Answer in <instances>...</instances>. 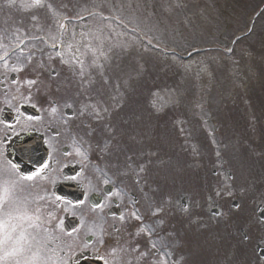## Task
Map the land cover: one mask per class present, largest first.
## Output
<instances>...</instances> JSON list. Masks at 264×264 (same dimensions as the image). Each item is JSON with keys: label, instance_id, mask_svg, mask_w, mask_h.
I'll return each mask as SVG.
<instances>
[{"label": "flooded vegetation", "instance_id": "flooded-vegetation-1", "mask_svg": "<svg viewBox=\"0 0 264 264\" xmlns=\"http://www.w3.org/2000/svg\"><path fill=\"white\" fill-rule=\"evenodd\" d=\"M8 5L0 3V53L12 48L23 28L30 36L53 30L54 20L41 18L38 8L16 19ZM25 53L16 59L34 51ZM61 53L66 59L67 52ZM20 63L0 62V184L11 190L0 215L31 217L9 226L27 229L28 244L45 253L44 264H249L246 206L231 209L230 196L200 194L198 172L188 169L189 163L172 164L188 178L164 173L172 148L163 147V116L152 122L128 115L129 140L103 150L96 143L97 126L89 125L85 114L65 113L79 101L72 99L69 79L22 83ZM47 63L58 69L46 67L44 75L56 79L68 72L66 62ZM61 91L67 93L61 96ZM25 106L38 116L25 115ZM26 137L41 138L47 157L23 176L11 162L10 149ZM80 143V153L73 151V144ZM68 187L79 192L73 199Z\"/></svg>", "mask_w": 264, "mask_h": 264}, {"label": "rangeland", "instance_id": "rangeland-1", "mask_svg": "<svg viewBox=\"0 0 264 264\" xmlns=\"http://www.w3.org/2000/svg\"><path fill=\"white\" fill-rule=\"evenodd\" d=\"M90 1L92 5L87 6L86 4ZM71 4V11L67 14L73 19L79 18L78 15L90 8H98L103 15H106L103 17L101 13L96 14L101 17L93 15L87 20L72 25L71 39H75L73 31L78 32L80 29V36L79 33L76 36L84 41L83 49L86 51V55L89 59L99 58L91 60L94 61L90 65L91 69L103 67L102 63L105 68L108 67V70L114 71L122 66L124 69L132 66L135 67L134 75L136 76L137 72L142 74L148 72L146 69L156 68L159 70L163 66V80H165L163 82L168 88L177 87V82H180V79L189 80L191 78L194 83L192 86L196 92H199L200 97L195 106L196 116L199 120H207L206 108L212 112L220 110L222 113L228 110L227 106L231 104L228 98L232 94H237L243 106H238L235 110L239 115L242 110V115L245 117L246 114L248 118L247 126L255 130L257 125L252 122V118L261 108L257 107L256 111L253 105L257 106L261 103L264 105V97L255 101H246L244 84L236 79L237 65H239L236 60L239 58H245L247 61L248 59L256 60L264 68V9L255 24L253 18L246 21L256 7L264 4V0H71ZM256 15V13L253 14V17ZM112 16L119 18L128 28L131 27L134 34H139L141 37L137 40L128 28L123 30V28L117 27L110 20ZM243 32H252V34L246 38L235 39ZM97 34L101 40L97 39L96 47H94L93 39ZM150 39L157 43L154 46V52L147 49ZM232 40V48L228 53L230 57L226 58L224 50L228 48ZM207 47L212 50L207 51ZM164 48L165 50L173 49L179 57L200 48L207 50L200 52L189 61L182 62L173 57L160 58ZM139 62L142 69L140 68L138 71ZM174 73L176 75L173 76ZM210 73L214 77L211 84L200 85L198 88V83L209 78ZM96 75H98L97 70L91 78L87 75L89 81H96L94 80ZM102 78L107 79L105 75ZM130 79L135 80V77L132 76ZM260 88L264 90V77ZM259 94L261 92H256L253 99H256ZM89 95L92 94L89 93ZM161 98H163L164 107L167 101L175 100L177 96L167 89L163 90ZM205 104H208V107L205 108ZM260 115L264 117L261 112ZM177 120L180 125L182 119L179 117ZM207 126L212 129L208 122ZM260 132L261 129L254 131V138L248 140L247 153H245L246 149H239L240 144L246 147L243 139L237 140L235 143L225 130H221L220 135L219 132L215 135L213 131L208 133L211 136L215 156L220 164L225 156H230V170L233 174L234 184L241 183L243 187L247 188L249 217L253 216L256 204L264 203V186L257 184L254 180L253 170L255 167L253 165L256 159L252 165L250 162L245 163L246 157L248 160L249 157L250 160H253L258 156L257 148H261L262 154H264V145L261 144L258 137ZM216 136L221 137L226 144H221L219 147L222 149V153L217 150ZM219 162H217L218 165ZM254 227L256 231L253 235L248 230L249 241L251 239L258 240L260 237L264 242V226L256 223ZM0 257H2L0 264H6L4 262L6 259H14L11 256H6L2 249H0Z\"/></svg>", "mask_w": 264, "mask_h": 264}, {"label": "snow or ice", "instance_id": "snow-or-ice-1", "mask_svg": "<svg viewBox=\"0 0 264 264\" xmlns=\"http://www.w3.org/2000/svg\"><path fill=\"white\" fill-rule=\"evenodd\" d=\"M11 3L12 0H9ZM34 3L38 4L39 0H34ZM31 6V5H29ZM34 83V81H33ZM55 111V109H53ZM22 179L31 180L32 177H22ZM7 184V182H6ZM14 186V185H13ZM11 196V190L8 186L0 187V209H2L4 203ZM7 219L0 220V249H2L6 256L18 257L25 253V251L30 250V246L28 249L24 247L25 244H28L27 236L25 234V230L21 228L19 234L17 236H13V233L17 231L19 225L12 224L9 226V221L11 220H30L29 216H13L11 212L7 213ZM32 225L30 224L29 227ZM153 247H155L153 245ZM2 259V257H0ZM16 264H21L20 260H16ZM24 264H29L27 260H25Z\"/></svg>", "mask_w": 264, "mask_h": 264}]
</instances>
